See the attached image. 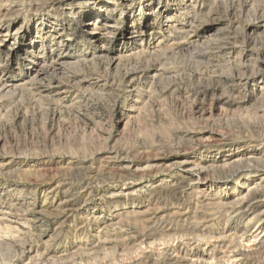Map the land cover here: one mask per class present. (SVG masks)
Segmentation results:
<instances>
[{
    "label": "rangeland",
    "instance_id": "rangeland-1",
    "mask_svg": "<svg viewBox=\"0 0 264 264\" xmlns=\"http://www.w3.org/2000/svg\"><path fill=\"white\" fill-rule=\"evenodd\" d=\"M0 264H264V0H0Z\"/></svg>",
    "mask_w": 264,
    "mask_h": 264
},
{
    "label": "bare ground",
    "instance_id": "bare-ground-1",
    "mask_svg": "<svg viewBox=\"0 0 264 264\" xmlns=\"http://www.w3.org/2000/svg\"><path fill=\"white\" fill-rule=\"evenodd\" d=\"M255 11V10H254ZM202 50V49H201ZM197 52V51H196ZM195 52V53H196ZM197 61V60H196ZM59 65V66H58ZM55 66H57V67H59V68H61L62 69V64H57V65H55ZM40 73V72H39Z\"/></svg>",
    "mask_w": 264,
    "mask_h": 264
}]
</instances>
